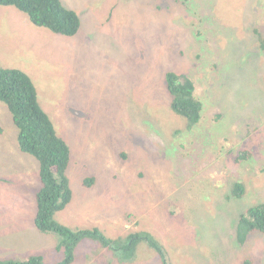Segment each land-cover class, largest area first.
<instances>
[{
  "label": "rangeland",
  "instance_id": "374dc122",
  "mask_svg": "<svg viewBox=\"0 0 264 264\" xmlns=\"http://www.w3.org/2000/svg\"><path fill=\"white\" fill-rule=\"evenodd\" d=\"M61 1L91 14L94 28L108 16L101 0ZM119 12L122 19H108L113 34L104 37L117 43L115 52L104 50V59L84 49L65 61L62 37L14 7H0V68L33 79L39 102L71 146L72 199L59 219L74 229H102L111 239L149 232L170 264H264V232L244 244L238 237L241 215L264 204V49L257 35H264V0H135ZM80 36L89 39L84 27ZM168 72L189 78L203 105L192 130L171 109ZM90 73L103 80L111 74L108 85L91 84ZM18 133L0 102V179L14 177L0 181V260L41 256L44 264H59V236L33 222L39 173L33 157L20 152ZM121 152L129 159L120 160ZM16 166L25 172L20 188L16 172H8ZM92 176L96 185L85 187ZM236 181L247 185L241 198L231 193ZM125 209L136 217L123 218ZM6 212L18 219L4 229ZM106 248L83 239L71 264H102V255L111 258ZM127 264H162L160 251L139 243L135 263Z\"/></svg>",
  "mask_w": 264,
  "mask_h": 264
},
{
  "label": "trees",
  "instance_id": "16d2710c",
  "mask_svg": "<svg viewBox=\"0 0 264 264\" xmlns=\"http://www.w3.org/2000/svg\"><path fill=\"white\" fill-rule=\"evenodd\" d=\"M148 1L150 2V0ZM134 3L135 0H101L99 5L103 7L108 16L100 21V27L102 28H94L93 26H88L87 22V20L93 19L91 14L86 15L85 12L65 7L61 0H0V6L14 7L27 14L34 26L44 27L48 31L62 37L61 42L66 45V48L61 49V59L64 57L65 61L72 59V57L81 58L84 49L90 55L95 52L98 55L102 54L104 59L107 58L106 53L115 52L118 48L117 43L113 45L104 41L106 33L113 34L110 31L112 28L108 24V19L121 20L120 7L126 10L128 8L131 9L134 7ZM107 8H110V10L107 11ZM158 8L160 9V7ZM120 23V31L129 37L132 31L125 32L124 21H120ZM83 27L89 37V39L86 38V41L85 38L80 36ZM257 35L261 42L260 48L264 49V35L258 34V32ZM78 42L79 49L76 46ZM114 47L115 50L113 49ZM80 49L82 50L80 51ZM125 49H128V47ZM29 50L33 51V48L29 47ZM77 50L78 52L80 51L78 54H76ZM104 50L106 53L103 52ZM130 55L134 57V51L131 50ZM104 77L105 79L103 80L102 76L90 73L88 81L91 84H98L100 86L109 82L111 74H107ZM165 82L167 92L171 97V109L173 113L186 120L185 130H192L201 122L203 111V105L195 95L193 82L186 76L174 72H168L165 75ZM0 102L7 105L12 114L13 122L18 128L19 133L16 143L20 152L26 156L33 157L37 165L40 188L36 192L37 210L33 222L43 234L55 233L59 236L58 248L64 253L62 262L59 264H71L75 259V249L78 244L88 237L99 241L102 246H106L108 254L109 249H111L112 254H109V256L119 264L135 263L139 243H145L157 249L160 251L162 264L169 263L165 253L160 248L159 240L149 232H136L127 237L122 236L119 239H111L101 231L102 229L96 227L79 230L64 224L59 219V216L72 199V191L67 175L72 151L69 142L56 131L54 120L39 102L33 79L23 70L0 68ZM251 134V132L248 133L249 136ZM118 156L120 160L129 159L126 152H121ZM13 171L16 172L15 188H20L22 184L21 175L22 173L25 174V172L20 170V166H16V169H9L8 172ZM142 177H144V174ZM118 178L119 175H116L114 181H117ZM0 181L12 183L14 177L6 175ZM96 183V178L93 176L84 180L86 186H95ZM231 186V193L236 198H241L245 194L247 186L245 181L233 182ZM169 205L173 209L176 208L174 203H170ZM120 213L121 211H119ZM123 213V218L126 217L128 220L136 217L134 211L125 209ZM3 218L7 219V224L3 227L4 229L9 227V223L16 222L15 218L18 219L17 216L9 215L8 212H6ZM2 222L3 219L0 223ZM239 223L242 230L238 235L241 244L246 242L251 233L264 232V204H258L250 208L246 213H243ZM102 257L106 261L102 264L116 263L111 262V258L109 257L103 255ZM0 264L44 263L41 256H32L24 260H0ZM245 264H251V262L246 261Z\"/></svg>",
  "mask_w": 264,
  "mask_h": 264
},
{
  "label": "clouds",
  "instance_id": "9594fccd",
  "mask_svg": "<svg viewBox=\"0 0 264 264\" xmlns=\"http://www.w3.org/2000/svg\"><path fill=\"white\" fill-rule=\"evenodd\" d=\"M0 7H1V6H0ZM127 62H128V61H127ZM102 85H108V83H107V84H102ZM102 85H100V86H102ZM83 184H84V183H83ZM84 186H85V187H90V186H86L85 184H84ZM91 186H92V185H91ZM66 208H67V207H66ZM66 208H65V209H66ZM64 211H65V210H64ZM64 211H63V212H64ZM63 212H62V213H63ZM62 213H61V214H62ZM150 234H151V233H150ZM151 235H152V234H151ZM166 239H167V238H166ZM163 241H164V240H163ZM168 264H170V263H168Z\"/></svg>",
  "mask_w": 264,
  "mask_h": 264
}]
</instances>
